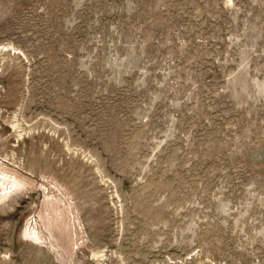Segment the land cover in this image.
<instances>
[{
  "label": "rangeland",
  "instance_id": "374dc122",
  "mask_svg": "<svg viewBox=\"0 0 264 264\" xmlns=\"http://www.w3.org/2000/svg\"><path fill=\"white\" fill-rule=\"evenodd\" d=\"M0 174V264H264V0H0Z\"/></svg>",
  "mask_w": 264,
  "mask_h": 264
},
{
  "label": "bare ground",
  "instance_id": "6f19581e",
  "mask_svg": "<svg viewBox=\"0 0 264 264\" xmlns=\"http://www.w3.org/2000/svg\"><path fill=\"white\" fill-rule=\"evenodd\" d=\"M0 184L3 185V188L0 189V191H4V194L8 195L10 194V196L16 192L17 190L22 189V182H20L16 177L14 176H8L5 174H0ZM5 195V196H6ZM30 235L36 234L37 232H34L33 230L29 229L28 230Z\"/></svg>",
  "mask_w": 264,
  "mask_h": 264
}]
</instances>
